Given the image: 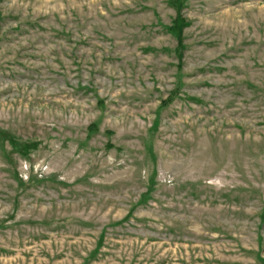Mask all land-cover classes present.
I'll list each match as a JSON object with an SVG mask.
<instances>
[{
	"label": "rangeland",
	"instance_id": "obj_1",
	"mask_svg": "<svg viewBox=\"0 0 264 264\" xmlns=\"http://www.w3.org/2000/svg\"><path fill=\"white\" fill-rule=\"evenodd\" d=\"M0 264H264V0H0Z\"/></svg>",
	"mask_w": 264,
	"mask_h": 264
},
{
	"label": "trees",
	"instance_id": "obj_2",
	"mask_svg": "<svg viewBox=\"0 0 264 264\" xmlns=\"http://www.w3.org/2000/svg\"><path fill=\"white\" fill-rule=\"evenodd\" d=\"M184 1L186 0H169V4L175 10V12L179 14ZM184 26L185 23L183 22V20L176 17L172 21L170 27L168 28L169 33L175 37L177 42V46H176L177 58H180L182 56V52L184 51V46L182 45V33H181ZM28 147L29 146L18 145V152L25 156L27 154V149H29ZM147 192L148 193L151 192L150 188L147 189ZM145 195L143 196V199H145Z\"/></svg>",
	"mask_w": 264,
	"mask_h": 264
}]
</instances>
